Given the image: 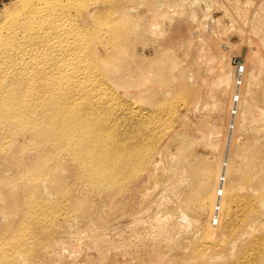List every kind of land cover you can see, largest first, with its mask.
Segmentation results:
<instances>
[{
  "label": "rangeland",
  "instance_id": "rangeland-1",
  "mask_svg": "<svg viewBox=\"0 0 264 264\" xmlns=\"http://www.w3.org/2000/svg\"><path fill=\"white\" fill-rule=\"evenodd\" d=\"M29 1L1 0L0 32ZM58 1L66 52L0 47V264H264V0ZM53 92L149 164L100 195L9 116Z\"/></svg>",
  "mask_w": 264,
  "mask_h": 264
},
{
  "label": "bare ground",
  "instance_id": "bare-ground-1",
  "mask_svg": "<svg viewBox=\"0 0 264 264\" xmlns=\"http://www.w3.org/2000/svg\"><path fill=\"white\" fill-rule=\"evenodd\" d=\"M58 4V0H30L9 20L0 32V47L5 58L17 56L18 61L36 64L40 56H51L54 61L53 56L67 51L64 42H67L71 35L62 25L63 19L60 18ZM60 29H63L64 33ZM108 38L111 42L119 39V36L115 31L110 33ZM107 55L112 54L107 52ZM57 63L55 62L54 66ZM94 69L92 66L93 71ZM61 93L53 92L48 102L41 100L42 107L35 112L32 108L39 106H35L33 100L29 101V97L25 95L22 99L28 100L22 104L30 105L11 110L9 116L21 128L33 131L39 139L57 149L67 151L79 169L91 179L100 195L111 188L113 179H122L130 169H142L149 164L151 154H141L136 147L130 150L124 147L113 138V131L107 122L100 118L98 112L88 104L81 103L79 97L73 96L72 93L65 94L66 96ZM119 193L115 189L114 194ZM232 202L235 203L236 198L229 199L228 209ZM255 202L256 207L252 210L255 214L249 216L250 220H256V214L264 207V195L256 197Z\"/></svg>",
  "mask_w": 264,
  "mask_h": 264
},
{
  "label": "built area",
  "instance_id": "built-area-1",
  "mask_svg": "<svg viewBox=\"0 0 264 264\" xmlns=\"http://www.w3.org/2000/svg\"><path fill=\"white\" fill-rule=\"evenodd\" d=\"M239 72V74L241 75L242 74V72H243V68H241V67H239V70H238ZM223 184V183H222ZM222 191H223V189H222ZM222 191L220 192V195H222Z\"/></svg>",
  "mask_w": 264,
  "mask_h": 264
},
{
  "label": "crops",
  "instance_id": "crops-1",
  "mask_svg": "<svg viewBox=\"0 0 264 264\" xmlns=\"http://www.w3.org/2000/svg\"><path fill=\"white\" fill-rule=\"evenodd\" d=\"M0 2H1V0H0Z\"/></svg>",
  "mask_w": 264,
  "mask_h": 264
}]
</instances>
